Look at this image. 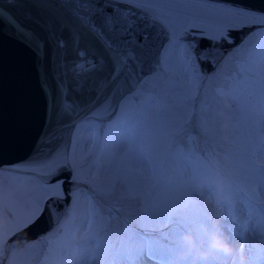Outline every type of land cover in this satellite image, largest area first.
Returning a JSON list of instances; mask_svg holds the SVG:
<instances>
[{
  "label": "snow or ice",
  "instance_id": "snow-or-ice-1",
  "mask_svg": "<svg viewBox=\"0 0 264 264\" xmlns=\"http://www.w3.org/2000/svg\"><path fill=\"white\" fill-rule=\"evenodd\" d=\"M119 5L125 7L121 8ZM61 6L72 9L81 25L93 34L105 49L114 53L115 74H119L117 66L129 72L128 79L135 77L137 69H149L145 76L138 77L139 83L135 85L137 114L116 124L110 133H105L111 137L115 151L128 158L132 168L151 171L156 163L148 147L138 143L141 137L137 133L144 124L143 113L149 110L159 114L165 109H182L188 113V119L174 126H166L157 119L147 125L146 131L151 148L171 156L179 166L177 182L183 177L199 181L201 166L208 162L210 156L218 155L215 149L211 152L207 147L199 151L194 149V137L190 133V127L198 136L207 138L206 125L209 120L216 122L218 132H223L228 126L225 121L245 108L253 116L264 117V83L257 84L254 71L257 64L264 68V9L252 8L242 0H219L218 3H208L207 0H105V4L99 6L103 23L97 25L87 15H80L81 12L93 10L88 0H62ZM105 7L112 8L113 11L104 15ZM5 22L16 32L25 34L24 24L14 16L11 19L0 16V23ZM241 28L249 30L246 33L249 39L244 45L249 53L247 64L234 62L223 81L208 89L205 84L207 73L200 71L199 61L208 59L209 48L199 47V41L189 40L187 37L199 35L213 41L217 37L228 39L229 30ZM192 29L196 31L192 32ZM160 37H164L165 43L159 45L153 53V44ZM169 49L175 51V58L167 55ZM78 55L84 57L85 52L80 51ZM85 64L95 67L91 60H83L76 67L86 72L88 69ZM149 78H158L159 84L151 89L140 87ZM185 88H204L205 91L202 96H198L195 91L185 94ZM195 105L199 107L195 108L193 118ZM254 108L258 110L254 111ZM189 120L191 125L186 126ZM88 131L94 135L96 129L92 127ZM204 143L207 145V139ZM251 151L258 186L264 188V164L256 166L258 160L264 159V140L254 144ZM109 158V153L101 152L98 160L102 162ZM27 171V183L34 193L31 201L32 215L36 212L43 213L46 208L51 217L57 201L64 195L62 174H67L77 185L80 181L75 161L68 155L66 148L57 147L46 156L33 159ZM93 171L102 176L103 181L99 184L93 182L91 185L90 190L94 198L88 199L79 217V227L74 226L69 241L70 244L75 243L82 253L85 264L89 257L100 259L99 253L106 247L117 250L114 264H152L157 258L160 264H172V261L166 260L165 257L173 254L178 257L183 249V235L193 227L208 223L206 219L189 222L164 212L154 213L162 223L171 225L168 231L161 232L159 237H154L146 229L140 231L121 224L111 214L106 215L101 205L108 198L129 193L125 175L119 171L114 172L110 165L104 167L99 162L93 165ZM212 175L217 174L213 172ZM203 187L208 189L210 195L214 191H222L219 184H206ZM228 188L235 199L244 201L246 193L234 181ZM192 190L199 191L196 185H193ZM68 195L72 196L73 193L70 191ZM76 195L79 196V193ZM128 198H132L130 193ZM138 206L143 212L139 199ZM5 211H9L7 204ZM231 264H236V260L232 259ZM259 264H264V258L260 259Z\"/></svg>",
  "mask_w": 264,
  "mask_h": 264
},
{
  "label": "rangeland",
  "instance_id": "rangeland-1",
  "mask_svg": "<svg viewBox=\"0 0 264 264\" xmlns=\"http://www.w3.org/2000/svg\"><path fill=\"white\" fill-rule=\"evenodd\" d=\"M192 7L194 8L195 5ZM193 23H199V21H193ZM248 31L247 28L229 30L228 39L216 38L217 47L224 51L218 64L209 66L208 62L199 61L200 71L207 73L205 84L208 89L223 81L234 62L247 64L249 53L244 45L249 39L246 35ZM194 36L201 37L190 35L187 39H194ZM167 55L175 58L176 54L174 50L169 49ZM256 68L262 70V67L259 64L254 66L256 81H258L261 79ZM176 69H179L178 64ZM158 84V78H149L140 87L151 89ZM136 91L137 89L122 98L117 113L110 119L82 120L75 127L72 135L75 140L71 145V158L79 171L80 181L77 185L70 178L67 194L71 191L73 195L69 196L71 203L68 214L63 215L46 235L21 246L17 245L13 239V233L26 227L40 212L31 214L34 193L27 183L28 176L0 171V264H85L82 253L76 248L75 243L70 244L69 241L73 235L74 226L79 227V217L88 199L94 198L90 190L91 185L93 182L99 184L103 181V177L93 171L95 162L92 158L96 144L99 135L101 140L100 133H110L116 124L137 114L134 96ZM183 91L185 94L195 91L198 96H202L205 89L185 88ZM198 107V105L194 106L193 118L195 108ZM143 117H145L144 124L137 133L141 137L138 143L148 147L156 163L151 171L132 168L128 158L115 151L111 137L106 136L107 142L108 140L111 142H109L110 146L107 144L109 146L107 153L110 158L105 159L102 165L104 167L110 165L114 172L119 171L125 175L132 198H128L129 193L108 198L101 205L105 214H111L121 224L140 231L145 230L149 224L156 228H159L161 224L171 227L162 223L154 213L164 212L189 222H200L206 219L209 229L218 228L226 235L238 249L239 254L247 258V264L252 257H255V263L259 264L260 259L264 258V188L258 186L255 168L252 170L249 157L252 146L264 140V117L253 116L245 108L241 113L225 121L228 126L223 132H218L216 122L209 120L206 125L207 138L198 136L197 132L190 127V133L194 137L192 147L198 151L207 147L209 152L215 149L218 155L210 156L208 162L201 166L199 181L183 177L185 179L182 178L180 182H175L171 186H168L167 180L171 172L178 178L179 166L171 156L151 148L150 140L146 136L147 125L159 119L166 126H174L188 119V113L182 109H165L159 114L149 110L143 113ZM190 125L189 120L186 126ZM92 127L96 129L94 135L88 131ZM205 139L208 141L207 145L204 143ZM162 161L166 163L163 168L162 164L160 165ZM261 162L264 164V159L258 161L259 164ZM213 172L217 175L213 176ZM233 181L244 190L246 195H252V198H245L243 202L235 199L228 188ZM206 184L214 186L219 184L222 191H214L210 195L208 189L203 187ZM193 185L198 187V192H193ZM76 193H79V196ZM137 198L142 202L143 212L139 210ZM6 204L9 207L8 212L5 211ZM164 229V232H167L169 228ZM116 251L106 247L99 253L100 259L94 260L89 257L87 264H104V262L113 264ZM168 258L165 257L166 260ZM152 264H160L159 258L153 260ZM172 264H175L174 261ZM215 264H231V260L225 261L221 257Z\"/></svg>",
  "mask_w": 264,
  "mask_h": 264
},
{
  "label": "water",
  "instance_id": "water-1",
  "mask_svg": "<svg viewBox=\"0 0 264 264\" xmlns=\"http://www.w3.org/2000/svg\"><path fill=\"white\" fill-rule=\"evenodd\" d=\"M88 2L93 10L80 15L102 25L99 6L105 0ZM242 2L264 9V0ZM61 5L62 0H0V16H14L26 30L22 35L10 24L0 23V170L28 175L33 159L57 147L68 152L75 124L84 119H110L120 100L136 88L138 77L149 71L146 67L137 69L135 77L128 79L129 72L117 66L119 74H115L114 53L81 25L72 9ZM112 11L105 7L103 14ZM195 39L199 47L209 48L217 62L222 52L216 49V43L202 37ZM164 43V37L155 41L153 53ZM80 51L85 52L84 57L78 55ZM83 60H91L95 67L85 64L88 70L82 71L76 65ZM62 176L65 197L57 201L51 217L45 208L15 232L17 245L44 235L64 214L69 177Z\"/></svg>",
  "mask_w": 264,
  "mask_h": 264
},
{
  "label": "clouds",
  "instance_id": "clouds-1",
  "mask_svg": "<svg viewBox=\"0 0 264 264\" xmlns=\"http://www.w3.org/2000/svg\"><path fill=\"white\" fill-rule=\"evenodd\" d=\"M182 245L176 264H213L221 257L225 261L235 259L237 264H247L246 257L239 254L238 249L218 228L209 229L207 225L193 227L183 235Z\"/></svg>",
  "mask_w": 264,
  "mask_h": 264
},
{
  "label": "trees",
  "instance_id": "trees-1",
  "mask_svg": "<svg viewBox=\"0 0 264 264\" xmlns=\"http://www.w3.org/2000/svg\"><path fill=\"white\" fill-rule=\"evenodd\" d=\"M256 71H257V73H258V76L260 75V77L262 78V79H264V68H262V70L261 69H258V68H256ZM257 83L259 84V83H263V81L262 80H258L257 81ZM143 120L145 121V117H143ZM73 144V143H72ZM71 152L72 151H70V157H71ZM163 161H164V159H163ZM162 161V163L160 162V165L162 164V168H163V166L166 164V163H164ZM185 178H188V177H185ZM185 178H183V179H185ZM178 181V178L175 176V174L174 173H170V177H169V179L167 180V182H168V185H170V184H172V183H175V182H177ZM186 181H187V179H186ZM145 191H147V190H145ZM154 228V227H153ZM161 233V231L159 230V228L157 229V236L159 235ZM174 257H176L177 258V256L176 255H174ZM55 264V263H54Z\"/></svg>",
  "mask_w": 264,
  "mask_h": 264
},
{
  "label": "bare ground",
  "instance_id": "bare-ground-1",
  "mask_svg": "<svg viewBox=\"0 0 264 264\" xmlns=\"http://www.w3.org/2000/svg\"><path fill=\"white\" fill-rule=\"evenodd\" d=\"M209 3V2H208Z\"/></svg>",
  "mask_w": 264,
  "mask_h": 264
}]
</instances>
